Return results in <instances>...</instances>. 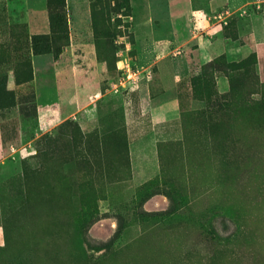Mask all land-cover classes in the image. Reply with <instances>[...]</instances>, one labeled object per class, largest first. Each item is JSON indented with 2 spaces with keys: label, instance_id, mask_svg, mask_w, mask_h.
Listing matches in <instances>:
<instances>
[{
  "label": "rangeland",
  "instance_id": "rangeland-1",
  "mask_svg": "<svg viewBox=\"0 0 264 264\" xmlns=\"http://www.w3.org/2000/svg\"><path fill=\"white\" fill-rule=\"evenodd\" d=\"M150 2L144 19L65 0L50 79L31 73L24 0H0V264H264V78L216 34L207 62L192 53L240 15Z\"/></svg>",
  "mask_w": 264,
  "mask_h": 264
},
{
  "label": "crops",
  "instance_id": "crops-1",
  "mask_svg": "<svg viewBox=\"0 0 264 264\" xmlns=\"http://www.w3.org/2000/svg\"><path fill=\"white\" fill-rule=\"evenodd\" d=\"M200 1V0H199ZM238 1V2H237ZM194 0H167L168 8L172 11H178L182 7L186 11L192 12ZM249 2L256 3V7L261 6L262 13L259 15H251L250 13L244 14L246 5ZM150 0H135V5L130 0L131 7L133 11L141 15L144 19L151 18V5ZM207 4L211 6L224 5L225 12H238V17L235 18L234 23L230 25L234 38H229L224 32L225 28H230L225 24L222 25L210 24L207 25L204 31V38L198 43L197 48H193L192 53L195 54V58H198L200 64H204L209 60L211 54L213 53L215 47L213 48L211 37L216 34V38L222 39L224 46H231L236 54H241L243 57L250 53H255L256 64L255 70L260 77L264 78V0H207ZM25 6V28L28 36L33 34H45L49 31L48 15L46 0H24ZM228 11H227V9ZM204 11V10H203ZM206 12V10H205ZM228 27V28H227ZM193 36H196L193 35ZM191 38V37H190ZM192 40V39H190ZM226 51V49H225ZM62 54V53H61ZM59 55V57L61 56ZM43 55V54H41ZM39 55L31 54L32 61V73L47 75L48 78H56L59 75V71L55 69L59 68V57L52 63L48 68H39L34 65V59ZM61 58V57H60ZM163 60L162 62H164ZM166 73H172L171 67L167 61L166 63ZM159 73H163L162 69L159 68ZM38 103V96H36ZM49 104V99L46 100ZM39 107V103H38ZM45 120V119H44ZM41 120L39 124L40 129H45L49 123Z\"/></svg>",
  "mask_w": 264,
  "mask_h": 264
},
{
  "label": "trees",
  "instance_id": "trees-1",
  "mask_svg": "<svg viewBox=\"0 0 264 264\" xmlns=\"http://www.w3.org/2000/svg\"><path fill=\"white\" fill-rule=\"evenodd\" d=\"M114 5H115V1H114ZM46 7H47L49 31L48 33L45 34H33L30 37L28 36V41L31 51L30 53L33 55L52 53L53 58L56 60L59 57V55L62 53V46L68 45V29H67L66 18L64 13L65 0H46ZM119 8L122 12H124L125 15L128 14L131 8L129 0H122V5ZM53 26L56 27L58 38L60 34V38H62L64 42L62 43L61 46L55 45L54 36L52 35L47 36L50 33L51 28ZM250 56L254 57L253 65H255L256 58L253 53H250L248 56H246L243 59V63L246 64ZM230 66H233V64ZM5 93L11 96V92L9 90L6 91ZM252 93L259 95V98L256 101H253L252 103H255L256 109L260 113L259 116L260 119L257 121L255 130L258 134H260L259 137L257 138V141H262L264 140V83L256 84L255 91ZM0 105L5 108L6 106L11 105V103L7 105L4 104L2 105V103H0Z\"/></svg>",
  "mask_w": 264,
  "mask_h": 264
}]
</instances>
